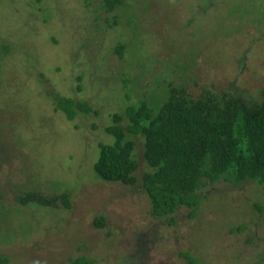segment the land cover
Wrapping results in <instances>:
<instances>
[{"label":"rangeland","instance_id":"obj_1","mask_svg":"<svg viewBox=\"0 0 264 264\" xmlns=\"http://www.w3.org/2000/svg\"><path fill=\"white\" fill-rule=\"evenodd\" d=\"M89 2L0 0L4 264H60L79 255L95 264H264V184L222 179L202 189L208 197L196 216L186 206L156 216L141 186L148 169L142 137H135L136 182L106 181L94 169L99 143L113 141L112 115L123 114L125 126L126 106L143 96L161 101L171 80L195 77L220 90L235 83L258 99L264 0H128L112 11L103 0ZM119 42L136 48L121 57ZM191 88L197 95L198 84ZM53 90L94 111L70 121L55 108ZM31 189L67 191L71 205L19 202ZM101 217L105 224L97 225Z\"/></svg>","mask_w":264,"mask_h":264},{"label":"trees","instance_id":"obj_2","mask_svg":"<svg viewBox=\"0 0 264 264\" xmlns=\"http://www.w3.org/2000/svg\"><path fill=\"white\" fill-rule=\"evenodd\" d=\"M127 1L103 0V6L112 11ZM116 24L114 16L110 25ZM131 45L136 48L135 44ZM131 45L119 42L115 51L122 57ZM189 72H193L191 68ZM192 83L200 88L197 95L191 91ZM166 87V96L159 102L153 103L143 96L128 104L125 126L120 124L123 114L112 115L114 122L106 131L113 141L99 143L100 152L94 163L100 179L124 184L136 182L139 163L135 155V137H142L148 169L141 177V186L156 216L172 215L179 206L190 208V216H196L202 201L208 197L202 189L222 179L264 184V88L257 99L248 96L246 89L235 83L220 90L212 81L199 84L195 77L189 82L171 80ZM49 96L55 108L70 121L79 112L94 111L86 100L55 90L49 92ZM126 96L131 97L129 93ZM17 198L22 204L71 205L67 191L46 195L31 189ZM257 206L263 209L262 204ZM104 220V217L98 218L97 225H104ZM243 228L242 225L238 227ZM7 260L0 256V264ZM60 264H95V261L79 255Z\"/></svg>","mask_w":264,"mask_h":264}]
</instances>
